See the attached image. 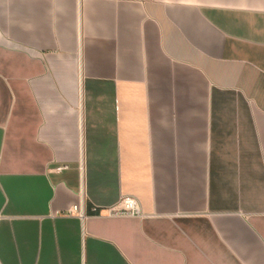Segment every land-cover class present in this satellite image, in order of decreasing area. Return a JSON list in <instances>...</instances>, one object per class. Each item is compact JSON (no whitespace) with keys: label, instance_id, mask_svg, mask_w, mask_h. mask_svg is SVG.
Segmentation results:
<instances>
[{"label":"crops","instance_id":"obj_1","mask_svg":"<svg viewBox=\"0 0 264 264\" xmlns=\"http://www.w3.org/2000/svg\"><path fill=\"white\" fill-rule=\"evenodd\" d=\"M0 264H264V0H0Z\"/></svg>","mask_w":264,"mask_h":264},{"label":"built area","instance_id":"obj_2","mask_svg":"<svg viewBox=\"0 0 264 264\" xmlns=\"http://www.w3.org/2000/svg\"><path fill=\"white\" fill-rule=\"evenodd\" d=\"M61 169L62 167L56 168V170L58 171H60ZM93 211L96 212V215H101V213L97 210V208L94 207ZM62 213L68 216L76 215L81 219L85 217L81 206H77V205L70 206ZM104 215L108 217H118V216L141 217L143 214L140 208L139 201L135 197L122 196L115 204L104 208Z\"/></svg>","mask_w":264,"mask_h":264}]
</instances>
